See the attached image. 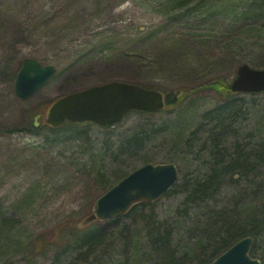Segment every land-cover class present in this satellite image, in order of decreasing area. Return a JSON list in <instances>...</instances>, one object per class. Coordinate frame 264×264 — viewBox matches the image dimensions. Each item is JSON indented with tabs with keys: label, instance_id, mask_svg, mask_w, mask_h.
Here are the masks:
<instances>
[{
	"label": "rangeland",
	"instance_id": "374dc122",
	"mask_svg": "<svg viewBox=\"0 0 264 264\" xmlns=\"http://www.w3.org/2000/svg\"><path fill=\"white\" fill-rule=\"evenodd\" d=\"M25 57L56 71L21 99L14 83ZM241 63L264 65V0H0V214L20 221L10 232L15 246L6 252L7 263L134 261L122 241L134 230L142 234L141 227L128 218L91 219L103 184L147 161L174 163L179 178L194 174V156L173 142L221 101L208 84L230 83ZM110 80L159 88L177 97L175 105L151 114L131 111L108 129L93 124L80 136L46 125L58 96ZM238 96L243 111L236 139L248 151L264 141V92ZM143 123L167 129L136 154L107 149L105 142L115 143ZM228 147L235 151V138ZM205 153L200 157L211 162ZM177 199L162 196L159 213ZM87 228L97 229L101 239L92 253L53 247L54 239L73 241V231L76 236ZM30 245L37 246L33 256Z\"/></svg>",
	"mask_w": 264,
	"mask_h": 264
},
{
	"label": "trees",
	"instance_id": "16d2710c",
	"mask_svg": "<svg viewBox=\"0 0 264 264\" xmlns=\"http://www.w3.org/2000/svg\"><path fill=\"white\" fill-rule=\"evenodd\" d=\"M252 65L258 68L264 66ZM207 87L220 94L221 101L203 112L201 120L185 138L180 137L176 139L177 143L173 142L196 160L194 174L191 171L184 173L165 193L166 196L177 197V204L167 212L159 213L158 201H142L112 219L116 222L128 218L130 224L141 227L143 232L139 234L134 230V235L123 237L125 251H133L135 256L134 261L127 264H208L248 235L254 239L249 254L264 264V141H257L247 151L238 145L236 139L242 130L238 116L243 111V97L238 95L256 93H234L229 83L220 79L211 81ZM176 98L166 93L165 106L175 105ZM93 124L66 121L57 128H49L60 130L64 127L66 130L67 127L71 133L80 136ZM113 125L102 128L108 129ZM166 129L167 126L143 123L115 143H105L111 153L116 150L122 155L136 154ZM232 138H235V151H230L228 147ZM201 152H206L211 162L200 157ZM167 161H172V158ZM127 173L116 174L113 182L103 184L105 190ZM16 222L19 223V219L0 214V258L4 257L3 264H9L7 260L10 256L6 252L15 246L10 232ZM74 234L73 231V241L69 237L54 239L53 247L68 244L65 248L70 246V249L78 251L87 247L92 253L101 240L97 229L87 228L79 235ZM22 243L18 240V245ZM30 247L29 254L33 256L37 246Z\"/></svg>",
	"mask_w": 264,
	"mask_h": 264
},
{
	"label": "water",
	"instance_id": "95a60500",
	"mask_svg": "<svg viewBox=\"0 0 264 264\" xmlns=\"http://www.w3.org/2000/svg\"><path fill=\"white\" fill-rule=\"evenodd\" d=\"M55 73L51 64L43 65L26 57L16 75L14 91L21 99L30 97ZM233 92L264 91V68L241 63L230 82ZM160 90L137 83L112 80L69 92L57 98L49 107L46 122L57 127L65 121H92L105 126L119 121L130 110L156 111L164 107ZM174 163L147 162L137 167L99 195L94 202L93 216L107 220L124 214L133 204L160 198L177 180ZM253 237L245 236L233 243L208 264H261L249 250Z\"/></svg>",
	"mask_w": 264,
	"mask_h": 264
}]
</instances>
